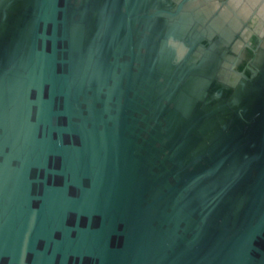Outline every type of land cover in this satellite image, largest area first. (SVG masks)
<instances>
[{
	"label": "water",
	"instance_id": "obj_1",
	"mask_svg": "<svg viewBox=\"0 0 264 264\" xmlns=\"http://www.w3.org/2000/svg\"><path fill=\"white\" fill-rule=\"evenodd\" d=\"M0 264H264V0H0Z\"/></svg>",
	"mask_w": 264,
	"mask_h": 264
}]
</instances>
